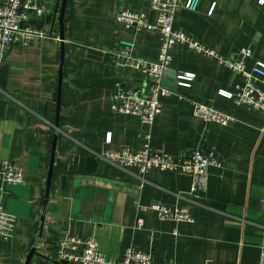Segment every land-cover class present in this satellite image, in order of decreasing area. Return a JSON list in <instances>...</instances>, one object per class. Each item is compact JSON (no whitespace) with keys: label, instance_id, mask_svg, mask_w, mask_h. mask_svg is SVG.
Masks as SVG:
<instances>
[{"label":"crops","instance_id":"0c3cea01","mask_svg":"<svg viewBox=\"0 0 264 264\" xmlns=\"http://www.w3.org/2000/svg\"><path fill=\"white\" fill-rule=\"evenodd\" d=\"M62 1L46 0L51 13L58 3L60 10ZM151 1L67 0L64 41L57 20H33L34 28L48 37L27 45L15 42L0 64V77L8 68L6 85L0 86V162L19 165L25 176V185L0 182V206L16 218L13 237H0V264H26L37 241L30 264H61L57 244L66 231L83 240L95 236L102 251L117 261L134 247L152 254L154 264H260L264 200L252 198L251 191L264 186V117L219 95L243 84V77L216 58L178 44L164 80L172 94L162 98L152 129L137 116L111 111L118 88L150 87L142 73L118 66L111 51L131 41L136 56L157 59L159 32L126 29L116 22L125 8L149 14L155 22ZM175 26L225 57L250 49L249 69L264 62V0H200L197 11H179ZM62 45L59 136L49 178ZM185 73L193 76L190 87L178 85ZM43 103L47 117L41 115ZM194 103L233 115L237 122L226 127L207 123L195 116ZM149 130L152 150L161 156L179 158L193 150L216 156L220 167L209 169L205 193H190V174L157 169L141 188L136 169L103 160L96 175L77 174L82 156L122 148L141 152ZM220 202L225 210L211 205ZM159 203L187 208L194 221H162L152 209Z\"/></svg>","mask_w":264,"mask_h":264},{"label":"built area","instance_id":"2783aa9c","mask_svg":"<svg viewBox=\"0 0 264 264\" xmlns=\"http://www.w3.org/2000/svg\"><path fill=\"white\" fill-rule=\"evenodd\" d=\"M199 4L200 0H152L150 11L157 16L155 22L150 21L149 14L138 10L125 8L119 11L116 22L126 29L159 32L160 49L156 60H146L136 56L135 44L131 41H121L122 48L111 51L118 66L138 71L150 82V87L146 91L118 88L111 98L113 113L137 116L143 124L152 129L162 111V98L172 94L164 84L166 73L173 61L172 49L178 44H183L193 52L216 58L235 75L242 76L243 84H235L232 90H220L219 95L238 105L247 106L253 111H259L264 117V62H257L249 69L247 62L253 56L250 49H242L225 57L176 28L179 11L186 9L195 12ZM49 14L52 13L46 0H4L0 3V64L4 63L7 53L15 42L27 45L48 37L46 33L35 29L32 21L42 19ZM192 80L191 74H181L178 85L190 87ZM194 114L207 123L224 127L237 122L233 115L201 103H194ZM151 134L150 130L146 133L148 143L141 152L134 153L128 148L107 150L98 158L122 169H136L142 179L141 188L146 186V177L151 171L157 169L190 174L193 180L190 193H205L208 187L209 169L220 167L216 156L212 152L201 150H193L179 158L161 156L152 150ZM0 182L7 186L25 185L24 169L11 161H1ZM152 209L165 222L194 221L189 210L178 205L159 203L154 204ZM15 223L16 218L0 206L2 239L8 241L13 237ZM142 226L143 221L138 220L137 227L142 228ZM173 234H177L176 230ZM57 260L77 264H154L152 254L140 252L134 247L125 250L122 260H114L102 251L95 236L83 240L69 231H66L58 241ZM163 264L175 263L170 261ZM260 264H264V246L261 250Z\"/></svg>","mask_w":264,"mask_h":264},{"label":"water","instance_id":"95a60500","mask_svg":"<svg viewBox=\"0 0 264 264\" xmlns=\"http://www.w3.org/2000/svg\"><path fill=\"white\" fill-rule=\"evenodd\" d=\"M66 5H67V0H63L60 10H59V3H58L57 8L55 9V11L52 14H49V15L45 16L44 18H42V20L44 22H46L47 24H51V23L55 24L56 20L59 22V25L61 28L60 38L62 41H64V39H65L64 17H65ZM43 21H41V23H44ZM34 24L36 26H39V22L34 21ZM64 53H65L64 45H62L61 66H60L59 83H58V102H57V112H56V122H55L56 131L54 134L53 151H52V156H51V168L49 171V178L52 176L53 171H54L53 165L55 162L57 140H58V136H59V114H60V109H61V92H62V86H63ZM7 77H8V68H4L2 70L1 77H0V86L6 85ZM41 115L43 117H47V104L46 103L42 104ZM100 161L101 160L98 157H86V156L80 157L79 161H78L77 174L89 175V176L96 175L97 171H98V167L100 165ZM251 197L264 200V186H253L252 191H251ZM211 205L216 209L225 210V202L212 203ZM38 245H39V241H37L35 243L34 247L32 248V250L28 256L26 264H30L33 255L37 253ZM61 264H77V263L61 262Z\"/></svg>","mask_w":264,"mask_h":264}]
</instances>
